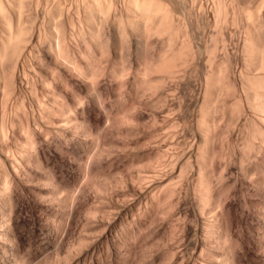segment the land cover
<instances>
[{
	"label": "bare ground",
	"instance_id": "bare-ground-1",
	"mask_svg": "<svg viewBox=\"0 0 264 264\" xmlns=\"http://www.w3.org/2000/svg\"><path fill=\"white\" fill-rule=\"evenodd\" d=\"M0 264H264V0H0Z\"/></svg>",
	"mask_w": 264,
	"mask_h": 264
}]
</instances>
